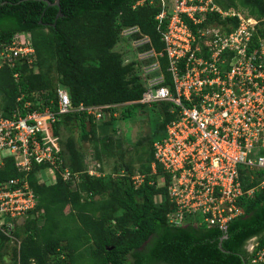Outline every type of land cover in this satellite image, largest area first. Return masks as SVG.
<instances>
[{
  "label": "trees",
  "instance_id": "trees-1",
  "mask_svg": "<svg viewBox=\"0 0 264 264\" xmlns=\"http://www.w3.org/2000/svg\"><path fill=\"white\" fill-rule=\"evenodd\" d=\"M52 1V0H47ZM135 0H0V46L7 45L14 33L25 32L33 46L30 63L15 60L0 65V110L21 101L55 98V88L63 87L72 107L119 104L117 115L94 120L83 112L69 111L53 125L69 133L59 137L64 164L79 171L72 187L58 175L54 182H38L32 170L28 182L36 205L24 222L14 228L18 248L8 247L0 233V264H241L249 253L248 239L261 243L264 236V191L238 201L241 214L230 219L224 230L215 226H171L166 214L171 205L166 198L167 176L155 167L150 171L152 142L163 135L169 119L163 103L154 104V130L134 142L117 131L116 121L128 118L134 108L127 103L140 96L142 84L134 63L114 48L120 46L123 27L136 26L148 36L154 51L162 43L155 30V3L134 5ZM226 7H240L260 19L264 15L261 0H216ZM59 12V15H56ZM264 24V21H262ZM264 36V29L259 30ZM165 58L160 57L164 70ZM16 77H13V74ZM76 130L73 136L71 130ZM87 142L91 157L100 162L112 160L113 175L93 177L82 172ZM127 143L130 145L128 146ZM243 187L254 186L261 172L244 169ZM138 172L142 181L133 185L130 176ZM253 174L251 179L248 175ZM17 175L10 158L0 167V177ZM163 181L157 185V178ZM65 221V231L62 223ZM67 222L68 225H67ZM225 235V237L219 238ZM220 243V247H218ZM8 261L4 262V255Z\"/></svg>",
  "mask_w": 264,
  "mask_h": 264
},
{
  "label": "built area",
  "instance_id": "built-area-1",
  "mask_svg": "<svg viewBox=\"0 0 264 264\" xmlns=\"http://www.w3.org/2000/svg\"><path fill=\"white\" fill-rule=\"evenodd\" d=\"M145 2L158 6L153 19L162 47L160 51L150 47L154 60L141 74L136 72L140 96L127 103L166 105L169 119L163 135L152 142L149 165L151 173L158 167L167 176L171 208L166 222L224 230L241 214L240 199L255 189L264 191V36L259 33L264 15L257 19L216 0H135L133 6ZM142 36V44H149L148 36ZM32 56L25 32L14 33L7 45L0 46V65L30 63ZM160 57L165 58L164 70ZM54 96L34 101L19 96L16 101L21 103L6 115L0 110V167L10 158L17 172L0 177V233L16 249L19 238L14 228L36 205L30 172L34 170V178L45 184L54 182L56 175L72 187L79 181L80 172L64 164L53 125L69 111L94 120L117 115V110L110 111L118 107L116 103L72 107L63 87L57 86ZM87 155L82 172L103 175L100 162ZM244 169L261 172L254 186L243 187ZM142 178L138 172L130 176L135 186ZM156 183L163 181L158 177ZM248 253L244 264H264V236L258 245L252 241Z\"/></svg>",
  "mask_w": 264,
  "mask_h": 264
},
{
  "label": "rangeland",
  "instance_id": "rangeland-1",
  "mask_svg": "<svg viewBox=\"0 0 264 264\" xmlns=\"http://www.w3.org/2000/svg\"><path fill=\"white\" fill-rule=\"evenodd\" d=\"M137 32L136 26H128L123 27L119 32V37L121 38L120 46H116L114 48L116 51H119L121 54H125V57L123 59V63L129 62L131 60L134 65V69L138 73H142L143 67H148L150 63L154 60L153 56L151 55L150 46L148 48H142L143 44L142 41L144 40V37L142 34H139V37H132V35ZM137 43H140L137 45ZM147 57V58H143ZM143 59V60H141ZM154 107H148L144 106L141 109L134 108V111L131 113V115L128 118H125L124 120H117L116 121V128L117 131L114 133H117L118 135H123L126 140H129L134 142L139 136H144L148 133L151 134L154 130V123H155V117H154ZM69 132L65 130L64 128H60V138H63L66 134ZM71 133L73 136H76V130L72 129ZM129 146L130 144L127 143ZM81 148L85 149V152H89L87 142L83 141L81 142ZM87 154L85 155V160L87 158ZM112 160H105L103 162V171L105 173H110V175L114 174V171L111 170ZM69 222H67L68 225ZM63 229L65 231V221L62 223ZM8 247H13L10 243H7ZM8 255H4V262H7Z\"/></svg>",
  "mask_w": 264,
  "mask_h": 264
},
{
  "label": "water",
  "instance_id": "water-1",
  "mask_svg": "<svg viewBox=\"0 0 264 264\" xmlns=\"http://www.w3.org/2000/svg\"><path fill=\"white\" fill-rule=\"evenodd\" d=\"M45 2L47 3V4H51V5H58V0H52V1H47V0H45ZM56 15H59V12H57V14ZM223 237H225V235H222L220 238H219V240L221 239V238H223ZM254 240V237H252V238H250V239H248L247 240V242H246V244H245V246H244V248H245V250L247 251V252H249L250 250H251V248H252V241ZM218 247H220V243H218ZM244 262H245V259L244 258H242L241 259V264H244Z\"/></svg>",
  "mask_w": 264,
  "mask_h": 264
},
{
  "label": "flooded vegetation",
  "instance_id": "flooded-vegetation-1",
  "mask_svg": "<svg viewBox=\"0 0 264 264\" xmlns=\"http://www.w3.org/2000/svg\"><path fill=\"white\" fill-rule=\"evenodd\" d=\"M246 244V243H245ZM245 246V245H244Z\"/></svg>",
  "mask_w": 264,
  "mask_h": 264
}]
</instances>
